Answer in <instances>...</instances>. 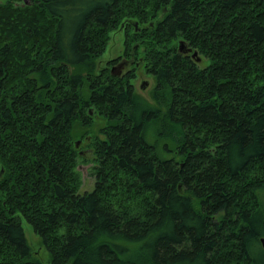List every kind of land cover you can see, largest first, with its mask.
Returning <instances> with one entry per match:
<instances>
[{
  "label": "trees",
  "instance_id": "trees-1",
  "mask_svg": "<svg viewBox=\"0 0 264 264\" xmlns=\"http://www.w3.org/2000/svg\"><path fill=\"white\" fill-rule=\"evenodd\" d=\"M121 22L151 100L97 69ZM261 235L264 0L0 1V264H264Z\"/></svg>",
  "mask_w": 264,
  "mask_h": 264
},
{
  "label": "rangeland",
  "instance_id": "rangeland-1",
  "mask_svg": "<svg viewBox=\"0 0 264 264\" xmlns=\"http://www.w3.org/2000/svg\"><path fill=\"white\" fill-rule=\"evenodd\" d=\"M2 1V0H0ZM127 25V24H126ZM133 25V24H132ZM134 26H137V21L134 20ZM134 26H130L127 28L125 23H120L119 25L109 29V37L107 38V44L105 45L104 50L97 57V69L100 66L105 65L107 69L111 70L112 67L117 68L116 65L126 58V62L121 65V70L124 71L127 67L129 71V79L132 82V85L136 92L145 96L147 99L151 100V90L154 84L153 75L147 71V68L139 63L141 58L140 52L138 51L136 54L134 52V45L137 44V40H129L130 43H125V35L128 30V34L132 31ZM128 39L130 37L128 36ZM137 41V42H136ZM130 51V54L127 55ZM135 54V56H134ZM116 59L112 60V57H116ZM136 57V58H135ZM139 63V64H138ZM115 70V69H113ZM143 79L147 80L146 84H141ZM101 122V118L95 113L93 117V122L87 128L88 133L84 135L75 136V144L77 146L78 152L81 155H78V163L76 168L79 170V186L80 190L91 188L94 184L95 180V171L93 169L94 159H92V147L90 145V134L97 131L98 125ZM80 128L79 125H76ZM24 232L28 242L31 247L41 259L46 260L48 258L49 252L46 247L41 242V237L38 235L32 228L31 224L25 219L21 220Z\"/></svg>",
  "mask_w": 264,
  "mask_h": 264
},
{
  "label": "water",
  "instance_id": "water-1",
  "mask_svg": "<svg viewBox=\"0 0 264 264\" xmlns=\"http://www.w3.org/2000/svg\"><path fill=\"white\" fill-rule=\"evenodd\" d=\"M178 46L181 49H190L191 48L190 46L186 45L185 44V41L183 39H181V38L178 40ZM196 52H197L196 49H193L192 50V53L193 54H195ZM111 71H114L113 70V67L111 68ZM146 83H147V80L146 79H143L142 82H141V84H143V85L146 84ZM260 239L262 240V242L264 244V235H261L260 236Z\"/></svg>",
  "mask_w": 264,
  "mask_h": 264
},
{
  "label": "flooded vegetation",
  "instance_id": "flooded-vegetation-1",
  "mask_svg": "<svg viewBox=\"0 0 264 264\" xmlns=\"http://www.w3.org/2000/svg\"><path fill=\"white\" fill-rule=\"evenodd\" d=\"M130 54V51H129V53L127 54V55H129ZM134 56H135V54H134ZM136 58V57H135ZM114 59H116L115 57H114ZM126 62V58H124V59H122L119 63H118V65H116L117 67H118V69L117 68H114L113 67V69H115L114 70V72H120V70H121V65H123L124 63ZM129 67H127L125 70H124V72L126 71V72H129L127 69H128Z\"/></svg>",
  "mask_w": 264,
  "mask_h": 264
}]
</instances>
